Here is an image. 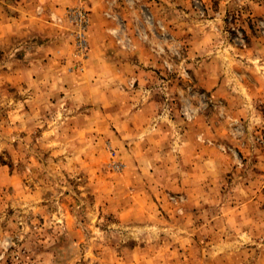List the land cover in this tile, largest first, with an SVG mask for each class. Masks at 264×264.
Returning a JSON list of instances; mask_svg holds the SVG:
<instances>
[{
    "label": "rangeland",
    "instance_id": "1",
    "mask_svg": "<svg viewBox=\"0 0 264 264\" xmlns=\"http://www.w3.org/2000/svg\"><path fill=\"white\" fill-rule=\"evenodd\" d=\"M0 264H264V0H0Z\"/></svg>",
    "mask_w": 264,
    "mask_h": 264
}]
</instances>
